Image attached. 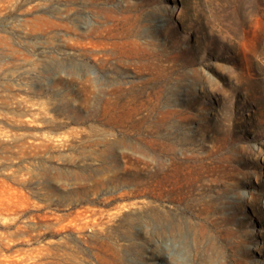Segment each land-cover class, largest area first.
Here are the masks:
<instances>
[{"label":"rangeland","instance_id":"obj_1","mask_svg":"<svg viewBox=\"0 0 264 264\" xmlns=\"http://www.w3.org/2000/svg\"><path fill=\"white\" fill-rule=\"evenodd\" d=\"M0 264H264V0H0Z\"/></svg>","mask_w":264,"mask_h":264}]
</instances>
